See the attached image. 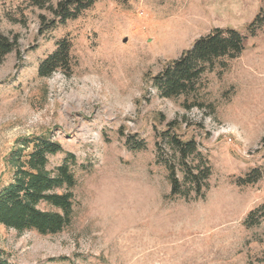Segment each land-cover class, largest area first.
<instances>
[{
  "label": "rangeland",
  "instance_id": "rangeland-1",
  "mask_svg": "<svg viewBox=\"0 0 264 264\" xmlns=\"http://www.w3.org/2000/svg\"><path fill=\"white\" fill-rule=\"evenodd\" d=\"M0 0V32L15 43L0 62V189L20 164L25 139L48 137L75 157L72 220L43 236L0 226L9 264H264V29L197 91L161 98L149 78L214 28L246 34L264 0H98L77 19L45 29L47 10ZM66 39L71 71L37 75ZM170 125V126H169ZM169 130L193 139L211 166L203 199L170 198L156 142ZM145 144L132 150L126 138ZM164 157V156H163ZM252 169L253 185L235 181ZM40 209H47L40 205Z\"/></svg>",
  "mask_w": 264,
  "mask_h": 264
},
{
  "label": "trees",
  "instance_id": "trees-1",
  "mask_svg": "<svg viewBox=\"0 0 264 264\" xmlns=\"http://www.w3.org/2000/svg\"><path fill=\"white\" fill-rule=\"evenodd\" d=\"M98 0H26L28 6L47 10L51 20L39 16L45 29L63 25L77 19ZM264 29V15L259 12L246 27V34L231 28H214L200 36L180 56L169 61L160 72L149 78L151 86L161 98L188 96L197 91L202 75L215 68L224 69L228 62L237 59L244 50L247 38ZM15 43L0 32V62L13 52ZM61 70L71 71V44L66 39L56 43L55 50L37 67L41 78ZM170 126V125H169ZM161 140L171 150L156 142V162L166 169L170 185V198L203 199L211 176V166L198 144L189 139L183 141L169 130L161 134ZM125 144L132 150H143L145 144L135 136L126 138ZM22 146L28 151L16 150L11 156L20 164L13 171L10 183L0 189V226L17 232L34 231L40 235H56L72 220L75 178L71 165L75 157L67 153L63 162L53 171L47 169L48 157L62 152L59 143L48 137L25 139ZM164 156V157H163ZM262 177L259 169H252L236 179L237 186L255 184ZM44 205L47 209H40ZM264 219V202L250 210L244 220L246 227L258 225ZM0 264H9L0 250Z\"/></svg>",
  "mask_w": 264,
  "mask_h": 264
}]
</instances>
